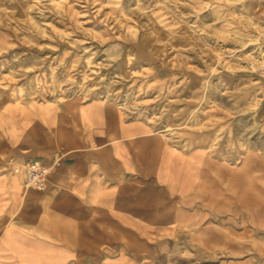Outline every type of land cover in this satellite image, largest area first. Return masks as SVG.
<instances>
[{"label":"crops","instance_id":"0c3cea01","mask_svg":"<svg viewBox=\"0 0 264 264\" xmlns=\"http://www.w3.org/2000/svg\"><path fill=\"white\" fill-rule=\"evenodd\" d=\"M236 74L219 80L264 103V77ZM4 118L0 264H264L263 154L231 160L200 134L174 145L96 98L12 104ZM32 161L51 168L44 191L25 188Z\"/></svg>","mask_w":264,"mask_h":264},{"label":"rangeland","instance_id":"374dc122","mask_svg":"<svg viewBox=\"0 0 264 264\" xmlns=\"http://www.w3.org/2000/svg\"><path fill=\"white\" fill-rule=\"evenodd\" d=\"M220 70L264 77V4L0 0V152L12 104L96 98L149 121L174 145L190 148L200 134L231 160L246 150L264 155L262 99L243 83H222Z\"/></svg>","mask_w":264,"mask_h":264},{"label":"built area","instance_id":"2783aa9c","mask_svg":"<svg viewBox=\"0 0 264 264\" xmlns=\"http://www.w3.org/2000/svg\"><path fill=\"white\" fill-rule=\"evenodd\" d=\"M50 171V167H47L40 162H30L26 168L27 189L33 191H44L46 189L47 178L49 176Z\"/></svg>","mask_w":264,"mask_h":264}]
</instances>
